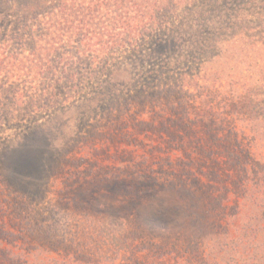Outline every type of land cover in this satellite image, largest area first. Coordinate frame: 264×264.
Wrapping results in <instances>:
<instances>
[{"label":"rangeland","instance_id":"1","mask_svg":"<svg viewBox=\"0 0 264 264\" xmlns=\"http://www.w3.org/2000/svg\"><path fill=\"white\" fill-rule=\"evenodd\" d=\"M87 1V54L66 28L48 50L45 22L0 34L21 50L0 96V264H264L262 242L211 251L237 238L253 182L264 201V0ZM43 57L73 77L42 95L26 69ZM184 100L202 119L162 131Z\"/></svg>","mask_w":264,"mask_h":264},{"label":"trees","instance_id":"2","mask_svg":"<svg viewBox=\"0 0 264 264\" xmlns=\"http://www.w3.org/2000/svg\"><path fill=\"white\" fill-rule=\"evenodd\" d=\"M75 1L77 0H0V34L4 32L1 34L2 36L9 35L13 39L16 37L34 38L31 36L32 31H33V29H31L32 28L31 25L36 24L37 26H41L45 22V24H48L46 31L49 32V34H45L42 36L48 39V41L46 42L44 41V39L43 41L45 42L44 44H48V43L52 44L51 46H49L48 50H54L53 48H55V45H57V43L54 42V40L58 37L59 31L63 30V28H66L67 30H69L70 36L66 38L67 43L64 46L66 47H68L69 45L73 46V44L77 43L76 41L77 39L79 46L83 48L81 49L82 55L92 52V51H87L92 46L90 42L91 39H88V37L86 38V36L84 35L86 33L91 34L89 31L90 14L98 15L101 11L100 10L101 8H96L92 10L91 12H89V8L87 7V5L85 7L83 6V4L88 1L78 0L79 2L77 3V9H76L77 15H75L72 9V5L74 4L73 2ZM98 4H100L102 8L104 7V5H102L101 3H98ZM55 12H57L58 14L56 15ZM58 15H59V22L54 21L53 23H50L51 20H54V18ZM27 16L31 17V20L28 21L27 19L29 18H27ZM125 18H127L126 19V23H127L128 17H125ZM29 22L33 24L30 25ZM140 25L143 28H145L143 21H139L138 23H135V28L140 27ZM125 26L127 25L125 24ZM72 29L76 30V32L85 31L86 33L84 34L82 33L83 36L80 35V37L78 35V37L74 41L73 39L74 37L77 36V33L74 35ZM35 40L36 41L33 40L34 43L36 42L42 43L41 42L42 40L40 39L38 40L35 39ZM18 41L22 43L23 40H18ZM109 42L110 40L103 43L104 44L103 47H107L106 44H108ZM252 45H255V43ZM0 47H1L0 82L4 78V82L0 84V96H5L4 94L6 92L5 85L6 87H8V83H9L8 77L6 76L9 75V72L17 75L16 72L19 70V66H20L17 64L18 63L20 64V60L16 58L18 57L17 55H21V50L18 52V54H15L13 56L12 52L8 50L7 45H1ZM40 50H43V49H40ZM36 51H37V45L36 46L32 45L30 50L28 51V54L31 56H36ZM63 59H64V62L62 63L65 68L73 65V60L71 58L66 57ZM43 60H44V57L42 60L39 61V66H34V68L26 69L27 73L29 72L30 74H32V77L29 79L33 80L34 84L37 83L38 85H40L42 95L47 90L43 84L44 80H46L47 77H52L53 81H55L54 79H57L56 74L59 75V78L61 80H64V79L67 80L73 77V75H68L66 70L63 68L62 69L58 68L60 69L59 70L60 72L58 73V71L55 70L53 66L51 67V63L42 64L41 62ZM7 64L11 70L8 69ZM41 85H43L44 87H41ZM183 87H184V82L179 80L177 81L176 86H174L173 89L176 91L178 89L181 90ZM194 87L195 89L197 88V90L199 88V86L197 87V84H194ZM167 88L168 87H165V92H164L166 95H170V93H174L172 92L173 89H170V88L167 89ZM12 93H13L12 98L14 97V95L15 97H18L19 95L17 94V92H14V91ZM137 93H138L137 97L140 98V96L145 92L143 93L137 92ZM196 105H197L196 101H193V103L191 104L189 101L184 100L183 113L182 112L179 113V109H176V112L173 114L174 122L168 121L167 124L163 123V125L161 126L162 127L161 130L165 131L167 129H171V127H177L176 129L178 128L186 129L187 127L185 126L186 124H190V120H192L193 122H196L197 120L202 119V114H200L199 108L196 107ZM113 107L115 111L113 110L112 112H116L120 108V106H117V105ZM209 111H210V108L208 110V113ZM167 133L170 134L169 130H167ZM171 133H176V132H171ZM253 165L255 166V168L256 166H259V164H257L256 161L253 162ZM255 168L252 167V170L254 172H256ZM261 188H262V184L260 181L253 182L251 188L249 187L246 189L245 192L241 193L242 194L241 200L243 202L241 203V205L246 208V212H244L245 214L242 215V219L240 220L241 225L236 227L235 232L237 234V238L231 237L230 234H222L221 236L217 234V236L221 237L220 239H223V240L222 241L212 240V242L215 244H212L213 247L211 248V251H214L215 249L216 250L215 252L220 256V254L227 247H232L231 251L235 250V252L238 253L236 249L238 245H241L243 249L247 248L246 246L254 247L256 245L255 246V249H256V247L259 245L260 242L264 243V207H263L264 201L261 200V198H259V196L261 195L259 190ZM261 209H263V212H261ZM208 235H210V237H214L215 234H212V235L208 234ZM38 236H41V230L39 231ZM235 242H236V245L234 244ZM195 250L198 251L199 246L198 247L196 246ZM254 251L256 253V251L258 250H254ZM205 254H204V251L203 253H201V255H203V258ZM211 254L209 253V257H211ZM212 260L215 263L214 260H216V258L212 256ZM53 262L55 261H50L49 263L52 264ZM198 263L199 264H210L212 263V261L210 259H207V260L202 259V260H199Z\"/></svg>","mask_w":264,"mask_h":264}]
</instances>
